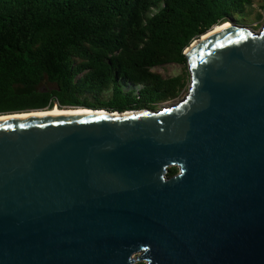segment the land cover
Wrapping results in <instances>:
<instances>
[{
    "label": "water",
    "instance_id": "water-1",
    "mask_svg": "<svg viewBox=\"0 0 264 264\" xmlns=\"http://www.w3.org/2000/svg\"><path fill=\"white\" fill-rule=\"evenodd\" d=\"M227 22L176 104L0 120V264H264V26Z\"/></svg>",
    "mask_w": 264,
    "mask_h": 264
},
{
    "label": "trees",
    "instance_id": "trees-1",
    "mask_svg": "<svg viewBox=\"0 0 264 264\" xmlns=\"http://www.w3.org/2000/svg\"><path fill=\"white\" fill-rule=\"evenodd\" d=\"M252 8L253 0H0V115L155 110L187 91L185 49ZM168 64L184 73L152 71ZM177 173L169 167L166 177Z\"/></svg>",
    "mask_w": 264,
    "mask_h": 264
},
{
    "label": "rangeland",
    "instance_id": "rangeland-1",
    "mask_svg": "<svg viewBox=\"0 0 264 264\" xmlns=\"http://www.w3.org/2000/svg\"><path fill=\"white\" fill-rule=\"evenodd\" d=\"M262 7H264V0H253V8L249 16L245 17V19L238 17L237 18L238 21L233 20L232 22L248 29L249 31L257 33L264 26V9H262ZM152 71L160 74L163 77H175L183 74L184 68L181 65L168 64V65L156 67ZM188 85H189V81H188ZM186 92L187 91H185L183 94L180 95V97H178L173 101L161 104L157 109L167 107L168 105L176 104L179 101V99L186 94ZM53 109H59V108H53ZM59 110H74V109H59ZM136 257L137 255H135L134 259H136Z\"/></svg>",
    "mask_w": 264,
    "mask_h": 264
},
{
    "label": "bare ground",
    "instance_id": "bare-ground-1",
    "mask_svg": "<svg viewBox=\"0 0 264 264\" xmlns=\"http://www.w3.org/2000/svg\"><path fill=\"white\" fill-rule=\"evenodd\" d=\"M230 26V23L225 22L222 25L215 26L212 30L208 33L204 34L202 39L206 38L207 36L218 32L220 30L225 29L226 27ZM252 32V31H251ZM56 108V107H55ZM105 112L102 110L93 111L90 109H76V110H59V109H52L50 111L45 112H30V113H22V114H12V115H5L0 116V120L9 119V118H27V117H41V116H61V115H88V114H104ZM125 115H132L136 114V112H126ZM113 116H119V114L114 113Z\"/></svg>",
    "mask_w": 264,
    "mask_h": 264
}]
</instances>
